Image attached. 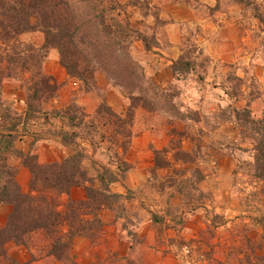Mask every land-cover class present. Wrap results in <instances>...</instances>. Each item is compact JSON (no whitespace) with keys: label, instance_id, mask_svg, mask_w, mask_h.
<instances>
[{"label":"rangeland","instance_id":"374dc122","mask_svg":"<svg viewBox=\"0 0 264 264\" xmlns=\"http://www.w3.org/2000/svg\"><path fill=\"white\" fill-rule=\"evenodd\" d=\"M116 1L103 0L98 6V10H109L106 23L113 16L130 24V36L116 51L115 59L121 64L112 77L99 65L93 80L86 83L70 75L58 49L49 47L41 52L46 54L42 70L62 84L56 97L29 99L41 111L25 119L27 83L6 78L0 86V111L10 117L0 119V125L9 127L18 121L15 115H21L19 131L25 126L27 133L18 140L30 136L33 152L41 149L38 141L56 140L66 147L65 158L81 153L82 166L95 177L96 186L101 174L122 182L134 163L141 162L147 180L110 198L133 242L139 239L135 229L151 219L158 244L175 248L181 264H245L247 258L254 259V253L264 254V180L253 175V140L244 133L235 112L247 106L259 118L264 111V0H218L213 8L205 0H188L195 11L194 21L173 26L160 14L166 4L178 0ZM110 5L115 7L111 12ZM230 5H239L230 14L239 17V28L227 20L219 22L223 31L219 30L218 37H226L227 44L220 49L212 43V52L205 51L203 36L215 31L205 18L220 21L217 10ZM170 32L179 41L176 58L168 49ZM20 39L40 49L45 34L39 27ZM111 87L126 101L124 115L110 105ZM61 89L68 99L63 105ZM103 103L122 119L110 114L106 123L107 112L97 111ZM55 108L76 113L83 124L76 127L68 115L54 116ZM146 130L151 131L150 139L141 141H150L149 146L139 148L142 145L137 142L138 148L132 149L134 138ZM61 131L77 132L72 144L63 143ZM170 229L179 232V237L171 238ZM182 232L196 237L186 238ZM46 245L47 240L41 238L28 248L42 256ZM6 253L0 254L3 264H17ZM126 264L136 262L129 259Z\"/></svg>","mask_w":264,"mask_h":264},{"label":"trees","instance_id":"16d2710c","mask_svg":"<svg viewBox=\"0 0 264 264\" xmlns=\"http://www.w3.org/2000/svg\"><path fill=\"white\" fill-rule=\"evenodd\" d=\"M102 2L0 0V86L6 78H17L27 83L29 93L25 119L41 111L29 99H52L62 85L53 75L42 70L46 54L41 52L49 47L58 49L60 62L70 75L86 83L93 78L96 66L100 65L110 72V77L118 69L121 63L115 59L116 51L130 36V24H124L113 16L106 23L105 13L109 10L106 7L98 10ZM114 8L110 5V12ZM33 18H37L36 24ZM39 27L45 34L42 48L20 39L23 33ZM4 61L5 66H1ZM97 111L107 112L106 123L110 122V114L122 119L107 103H103ZM235 112L244 133L253 140V175L264 180V111L259 118H254L247 106L235 109ZM52 113L61 117L68 115L71 124L76 127L84 122L76 113H69L66 109L55 108ZM45 114L48 113L45 111ZM5 116L10 117L4 110L0 111V119ZM15 119L18 121L9 127L0 125V205L13 206L6 225L0 229V254L6 256L5 244L10 240L30 247L42 238L47 240L48 255L67 260L75 236L93 238L94 232L102 228L99 211L112 207L110 198L120 196L110 190V184L117 178L107 179L105 174H101L97 177L99 186H96L95 177L88 175L82 166V155L77 152L59 162L40 163L37 154L25 153L16 147V141L27 133V127L24 126L20 133L21 115H15ZM76 134V131H61V140L64 144H72ZM184 154L188 156V152ZM13 157H19L31 172L28 192L23 191L17 181V167L11 163ZM198 178L201 180L204 175ZM81 185L85 188L87 199H73L70 195L72 189ZM253 257L247 258L245 264H264V254L254 253Z\"/></svg>","mask_w":264,"mask_h":264},{"label":"crops","instance_id":"0c3cea01","mask_svg":"<svg viewBox=\"0 0 264 264\" xmlns=\"http://www.w3.org/2000/svg\"><path fill=\"white\" fill-rule=\"evenodd\" d=\"M205 1L211 8L216 6L218 2V0ZM166 7L167 9H165ZM166 7H163L164 10L162 11L164 12L160 14V18L166 20V22L169 23L168 25L173 26L174 23L189 24L191 21H194L195 11L191 8L190 1L178 0L172 4H166ZM238 7L239 5H230L226 10H217V13L220 15V21H215L211 16L210 18H208L209 16L205 18V20H211L210 22L215 28L214 32V29L212 28V31H206L203 36V46L205 51L212 52L210 46L212 43L215 47L219 45L220 49L227 44L225 41L226 37H218L219 30L221 32L223 31V26L220 25L219 22L227 20L239 28V26H237L240 24L238 21L239 17H232V15H230L234 13L235 9ZM179 25L181 26V24ZM216 37L218 38L217 40L215 39ZM166 39L170 43L168 49L177 54L173 57L176 58L180 53V47L178 45L179 41L171 34V32L166 36ZM63 90L64 89H61L60 91V93H62L59 97L60 105L65 104L64 102H67L68 100L67 97L63 95ZM121 96L122 95L117 88H110V105L118 114L124 115L126 101ZM88 110H93V105L91 107L88 105ZM150 135L151 131L146 130L145 132H141L138 137L134 138L131 148H138L139 142L142 145L139 148H147L150 141L145 143V141L142 142L141 140L142 138L146 140ZM31 140L30 136H26L23 140L20 139L16 142V147L25 153H32ZM36 144L41 145V149H35L33 153H36L39 156L40 162L42 163L59 162L65 158L63 152H66V147L56 140H40ZM156 147L160 148L157 145ZM13 160V164L17 167V181L22 190L28 192L32 177L31 172L22 164L20 161L21 159L15 161V158H13ZM134 164L135 167L132 168L133 171L128 172L126 178L122 182H113L112 192L123 193L126 188H133L142 181L145 182L147 180L146 167H144V165L142 167V164L139 161L137 164ZM136 174L141 178L139 181L136 179L139 178ZM135 175L137 177H135ZM70 195L76 200L87 199L85 188L82 185L74 187ZM12 211L13 206L11 204L0 205V229L6 225ZM99 217L102 221V228L96 233V238L85 235L75 236L70 250V257L67 260L58 259L47 253L38 256L33 248L30 249L13 240L6 243V250L11 256L10 258L12 261L17 264H126L129 262V259L134 260L136 264H181V255L176 252L175 248L170 247L167 244H158V236L156 232L157 227H155V223L151 219L141 223L140 227L135 229L137 238L139 239L136 242H133L130 231L124 225L125 219L117 214L114 206L102 208ZM181 235L186 236V238H190L189 236L196 237L194 234H187L185 232H182ZM169 236L171 238L176 236L179 237V232L170 229ZM3 259L4 258L0 257V264H3Z\"/></svg>","mask_w":264,"mask_h":264}]
</instances>
